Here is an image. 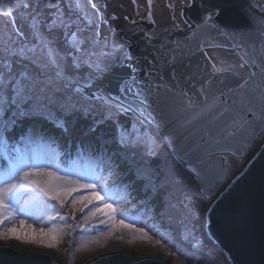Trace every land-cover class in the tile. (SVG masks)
<instances>
[{"label":"snow or ice","instance_id":"1","mask_svg":"<svg viewBox=\"0 0 264 264\" xmlns=\"http://www.w3.org/2000/svg\"><path fill=\"white\" fill-rule=\"evenodd\" d=\"M39 2L40 0H8L7 3H0V16L7 17L11 25L10 30L0 32V226H3L0 238L7 239L11 235L16 239L27 240L29 243L39 242L46 244L49 248L55 246L59 243L62 235L61 229L52 227L45 231L41 228L37 232L33 228L31 238L21 236L17 233L15 226L17 221L21 226L24 225V221L19 217L27 215L43 222V216L49 210L60 215L61 209L68 203V197L72 196L74 192L90 190L88 195L76 196L71 201L73 208L78 203L82 205L80 211H83L89 204L93 205L89 214L83 217L82 223L77 224L76 227H83L89 223L90 219L104 216L110 223L108 234L127 230L132 234L133 240L150 243L153 240L150 231L146 227L136 226L137 223H143V221L138 220L137 217L128 216V210L125 208L113 207L111 201L119 204L124 197L109 189L102 176L97 175L94 171L83 173L72 169H59L56 163L58 153L54 150L46 153L33 150L29 145L35 141L25 133H21L19 140L12 143L5 135L17 126L20 115L28 114L21 109L22 105L32 98L35 91L32 68L39 66L38 61L41 58L46 61L45 66H53L58 69L57 76L60 78H64L65 71H73L85 65L94 67L97 71L101 70V57L95 52L99 45V29L94 27L93 22L84 12V9L89 5L95 9L96 4L92 0H76L75 3L69 0L68 7L72 13L66 16L61 0H43L44 9L47 11L38 10ZM152 3L153 0H148L149 8ZM192 3L194 4L195 0H192ZM187 6L186 4L185 7ZM169 7L175 11L173 4H169ZM253 7L256 6L253 5ZM205 11L204 26L210 24L216 31L228 35V30L216 23V19L224 14L223 3L213 4ZM259 11L264 16V10ZM211 13H215V16ZM18 15L26 21V27L17 24ZM148 15L151 17V11ZM175 19L176 17L173 16V20ZM249 27H251V22ZM189 31H191V27ZM56 33L63 36V42L66 45V51L63 53L56 46ZM236 34L233 32L231 35L234 38ZM239 34L248 37L243 43L233 45L234 50H241L242 63L239 67L248 66L258 71L239 72L233 70L234 66L223 68L217 67L215 63H210L212 72L200 80L198 90L192 92L191 96L188 95V91L183 89L178 93L175 91L178 86V81H176L177 57L175 55L171 57V61H165L172 73L173 84L171 87L163 81V74L159 70L156 71L154 80L160 81V83L156 84L155 88L157 90L162 88L172 93L171 104L173 107L169 120L157 122L156 119L151 118L149 127L155 125L160 138L169 147H172L173 151H176L175 144L178 142V127H184L197 120L204 115L205 110L209 109H215L217 115L214 119L227 118L230 121L220 128L226 141L250 144L259 139L261 133H264V28L260 32L259 43L251 38V31L241 30ZM126 55L130 56V54ZM93 57L96 58L93 59ZM208 59L211 62V58ZM151 67L153 66L150 65ZM148 75L151 76V73ZM68 79L70 84L77 85L74 88L77 93L89 86L88 83L80 84L79 81ZM192 79L193 77H189V84ZM214 81L222 87L215 89ZM229 81H232L234 86L229 87ZM144 84L148 96L151 97L154 81L145 80ZM135 85L136 82L133 79L132 85L125 84L124 87L128 92L133 93ZM192 87L195 88V85ZM210 92L211 96H209ZM140 95V92H134V99ZM9 96H11L10 103ZM194 97L200 98L199 103ZM222 97L224 99H221ZM97 99L110 105L117 114L138 112L141 117H144L142 108L136 106L134 100L133 102L117 101L113 103L110 98L97 97ZM141 103L147 104L149 100L146 98ZM12 106H15L16 110L7 120L3 119L4 113ZM181 114H189L183 123L179 120ZM48 117L53 119V114L50 112ZM54 123L58 127H63L62 122L58 119H54ZM137 124L143 127L139 120L130 129L118 123L117 131L120 143H144L149 146L154 144V137L147 131H141V127H137ZM53 169H57V171ZM60 170L64 171L66 175H59ZM191 171L196 172V169L192 168ZM73 176H78L80 179L74 180ZM81 180L95 181V183H81ZM101 192L103 195H100ZM49 199L56 201L60 207L49 205ZM118 214L133 220V223H125L124 219H117ZM71 216V211L64 214L65 219ZM99 222L104 223L105 221ZM101 235H105V233H101ZM119 238L123 239V236ZM92 239L98 240L99 237H92ZM155 243L167 247L163 238L155 240Z\"/></svg>","mask_w":264,"mask_h":264},{"label":"water","instance_id":"2","mask_svg":"<svg viewBox=\"0 0 264 264\" xmlns=\"http://www.w3.org/2000/svg\"><path fill=\"white\" fill-rule=\"evenodd\" d=\"M221 3L225 11L216 19V23L227 29L228 35L216 31L210 24H203L205 10L213 4ZM259 10L264 8L257 0H195L194 4L192 0H187L179 6L178 18H172V24L168 26L157 29L155 21L146 17L132 21L116 31L112 36L115 49L107 54L109 63L101 66L100 71L94 68V73H88L86 80L72 81L88 83L89 86L79 93L91 99L105 94L114 102L134 100V104L142 108L144 117L138 112L126 114L128 116H138L148 124L151 123V118L157 122L167 121L172 115V93L155 88L160 83L154 80L156 71L163 74V81L171 87L172 73L165 61H171V57L175 55L178 81L175 91L178 93L183 89L191 96L192 92L198 90L200 80L212 72L210 63L213 61L209 62L207 50L234 52L241 60V50L233 48L234 44L248 39L239 34L241 30L251 31V38L259 43L260 32L264 28V16ZM211 14L215 16V13ZM194 25L199 27H192ZM233 32L237 33L234 38L231 35ZM150 65L153 67L150 68ZM233 70L258 71L248 66ZM189 77H193L191 84ZM133 79L136 82L134 92L141 93L135 99L134 92L130 93L124 87L125 84L132 85ZM145 80L154 81L151 97L145 90ZM62 82L72 90L77 86L70 84L67 79ZM228 86H234L233 82L229 81ZM221 87L214 81L215 89ZM211 95L210 92L209 96ZM146 98L149 103L142 104ZM194 99L199 103L200 98ZM216 115L215 109L205 110L204 115L197 120L178 127L176 151L162 141L176 161L203 183L205 195L212 197L204 213L203 234L223 254L226 264H264V133L250 144L226 141L220 128L230 121L227 118L214 119ZM188 116L189 114H181L180 122L183 123ZM151 126L155 129V125ZM228 155L243 159V163L233 174H230L226 164ZM192 168L196 172L191 171ZM0 264L61 263L49 250L37 248L28 252L0 242ZM82 264L167 263L154 257L133 258L121 251H101Z\"/></svg>","mask_w":264,"mask_h":264},{"label":"trees","instance_id":"3","mask_svg":"<svg viewBox=\"0 0 264 264\" xmlns=\"http://www.w3.org/2000/svg\"><path fill=\"white\" fill-rule=\"evenodd\" d=\"M54 119L63 127H58ZM132 121L123 113L113 118L73 110L53 119L29 113L20 115L17 126L5 135L12 143L25 133L35 141L29 145L33 150H54L58 153L59 169L94 171L102 176L109 189L120 191L124 197L117 206L127 209L128 216L143 221L137 227H146L169 240L188 257L224 260L202 233L203 212L210 199L205 196L202 183L176 161L165 144L153 155L140 147L121 144L117 125L128 128ZM230 158L234 168L241 162ZM199 235L202 240L197 242Z\"/></svg>","mask_w":264,"mask_h":264},{"label":"rangeland","instance_id":"4","mask_svg":"<svg viewBox=\"0 0 264 264\" xmlns=\"http://www.w3.org/2000/svg\"><path fill=\"white\" fill-rule=\"evenodd\" d=\"M186 1L187 0H153L151 8H149L148 0H92L97 7L93 9L89 5L84 9V12L93 22L94 27L99 29V45L95 49V52L101 57V66H105L109 63L107 54H110L115 49L112 36L116 31L123 29L132 21L149 17V11H151V18L155 21L157 29L168 26L172 24L171 19L173 16L178 18L179 6ZM7 2L8 0H0V3ZM75 2L76 0H72V3ZM257 2L259 5L264 7V0H257ZM68 4L69 0H61V5L66 16L71 15L72 13ZM169 4H173L175 6V11L169 7ZM105 5H107V7H105ZM38 10H45L43 0H40ZM113 17H115V19H113ZM17 24L21 27H26V21L19 15L17 16ZM10 28L11 25L9 24L8 18L0 16V32L8 31ZM55 37L56 46L60 48L63 53L66 51L63 36L60 33H56ZM208 54L217 67L228 68L234 66V68H241L239 65L242 62L234 52L224 51L222 49H210L208 50ZM95 58L96 57H93V59ZM38 64L39 66L32 68L35 78V91L32 98L22 105L21 111L45 117H48V114L51 112L53 114V118H57L59 113H68L73 110L93 112L94 114L100 115V117H117V113L112 107H110V105L104 104L98 99H91L84 94L77 93L74 90L67 88L62 82L63 79L69 80L68 78H71V80H86L88 73H94V67L85 65L84 67L73 71H65L64 78H60L57 76L58 69L53 66H45L46 61L43 58L38 61ZM101 97L106 96L105 94H102ZM10 102L11 96H9V103ZM113 103L115 102L113 101ZM15 110V106H12V108L4 113L3 119L7 120ZM138 120L142 122L143 127H141L140 124H137V127H141V131H147L151 134L155 139V143L150 146L144 143H134L130 145L140 147L146 154L153 155L163 146L164 143L156 130L152 126L149 127V124L140 117H133V121L128 128L130 129ZM242 161L243 160H241L238 165L236 164L237 167L234 168L232 159L229 158L227 160V166L231 174H233L241 166L243 163ZM53 170L57 171V169ZM59 175L64 176L60 172ZM72 178L74 180L80 179L78 176H73ZM181 182H186V180H182ZM81 183H95V181L81 180ZM89 191L90 190H82L81 192H74L72 196L68 197V203L65 204L63 209H61L60 215H57L55 211L49 210L43 216V222L37 221L27 215H21L19 217L20 220L24 221V225L21 226L17 221L15 226L17 233L21 236H28L31 238L33 235V228L36 229L37 232L41 228L45 229V231L52 227L61 229L62 235L59 239V243L55 244V246L49 248L46 244H41L39 242L29 243L27 240L16 239L11 235L7 239L0 238V242H19L23 244V248H26V246H33L38 249L49 250L50 252L56 254V256L64 264H78L86 255L101 252L104 249L105 244L111 240H121L130 244L141 243L140 240H133L132 234L127 230L116 231L115 233L108 234L110 231V223L108 222V218L104 216H97L96 218L90 219L89 223L83 227H76L77 224L82 223L83 217L89 214L93 205L89 204L83 209V211H80L79 209L82 205L78 203L76 207L73 208L71 201L76 196L88 195ZM117 193L119 194L120 191ZM100 195H103V192H101ZM211 198L209 200H211ZM209 202L205 210L207 209ZM111 203L113 204V207H118L115 202L111 201ZM48 204L56 205L57 208L60 207L54 200L49 199ZM69 211H71L72 216L65 219L64 214ZM117 219H120L119 214L117 215ZM99 221L105 222L101 223ZM2 231L3 226H0V232ZM101 233H105V235H101ZM151 234L153 235V240L150 243H145L149 244L156 250H160L168 257H171L170 259L172 261L179 262L180 264H226L225 260L217 261V259L207 260L204 258H190L184 252L181 253L179 249L169 240L163 239L164 244H166L167 247L157 245L155 240L162 238L154 235L153 233ZM121 236H123V239L119 238ZM92 237H99V239L93 240ZM201 240L202 238L199 235L197 242Z\"/></svg>","mask_w":264,"mask_h":264},{"label":"bare ground","instance_id":"5","mask_svg":"<svg viewBox=\"0 0 264 264\" xmlns=\"http://www.w3.org/2000/svg\"><path fill=\"white\" fill-rule=\"evenodd\" d=\"M9 245H12L15 248H18L23 251H34L37 250V248L33 246H26V248H23V244L19 242H9L7 243ZM103 253H110V252H124L128 255H131L133 258H141V257H154L157 259H160L164 261L167 264H180L179 262L172 261L167 255L163 254L160 250H156L149 244L145 242H141L139 244H130L128 242H124L121 240H111L108 241L104 249L102 250ZM56 256V254H54ZM94 254H88L84 257L83 260H81L78 264L85 263L87 260H90ZM224 257V256H223ZM56 259L59 260L61 264H64L57 256ZM225 259V258H224Z\"/></svg>","mask_w":264,"mask_h":264}]
</instances>
